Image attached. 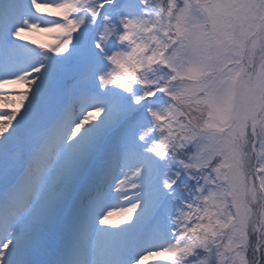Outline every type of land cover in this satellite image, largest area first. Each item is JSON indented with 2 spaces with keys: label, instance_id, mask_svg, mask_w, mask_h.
<instances>
[{
  "label": "snow or ice",
  "instance_id": "6c2138e0",
  "mask_svg": "<svg viewBox=\"0 0 264 264\" xmlns=\"http://www.w3.org/2000/svg\"><path fill=\"white\" fill-rule=\"evenodd\" d=\"M0 264H264V0H0Z\"/></svg>",
  "mask_w": 264,
  "mask_h": 264
},
{
  "label": "rangeland",
  "instance_id": "374dc122",
  "mask_svg": "<svg viewBox=\"0 0 264 264\" xmlns=\"http://www.w3.org/2000/svg\"><path fill=\"white\" fill-rule=\"evenodd\" d=\"M36 38L39 39V40H40V39H43V41H45V40H44V37H38V36H37Z\"/></svg>",
  "mask_w": 264,
  "mask_h": 264
}]
</instances>
